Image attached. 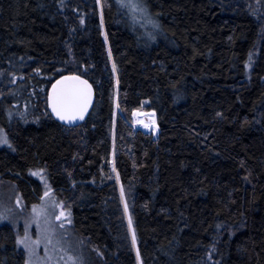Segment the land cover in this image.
<instances>
[{"label":"trees","instance_id":"trees-1","mask_svg":"<svg viewBox=\"0 0 264 264\" xmlns=\"http://www.w3.org/2000/svg\"><path fill=\"white\" fill-rule=\"evenodd\" d=\"M143 2L158 27L119 0H0V179L29 208L44 169L84 264H137L122 196L142 264H264V0ZM70 71L96 91L76 128L47 105ZM16 236L0 264H24Z\"/></svg>","mask_w":264,"mask_h":264},{"label":"snow or ice","instance_id":"snow-or-ice-1","mask_svg":"<svg viewBox=\"0 0 264 264\" xmlns=\"http://www.w3.org/2000/svg\"><path fill=\"white\" fill-rule=\"evenodd\" d=\"M122 6H126L133 9V18L136 19V12L142 13L144 17H148L150 22L158 27V22L151 21L150 14L148 12V6L143 0H119ZM151 35V34H150ZM155 38L154 36L152 37ZM111 55V53H109ZM252 59V54L249 53V60ZM246 65L248 61L245 62ZM116 69V64L113 62V71ZM37 72L40 69H36ZM93 87L88 79L84 75L78 74L75 71H70L66 75H61L52 83L51 91L47 93V105L50 106L52 113L55 114L61 121L72 124L73 122L84 119L85 113L88 111L90 104L92 103ZM154 109L152 112L154 113ZM136 110L133 109L135 114ZM11 115V113L9 114ZM23 115V114H21ZM219 115V113H218ZM143 123V121H141ZM155 124V118L151 119L145 127H149ZM11 144L7 133L0 129V144ZM44 172V169L36 170V174ZM43 179V177H41ZM123 195V188L121 189ZM47 195V192L45 193ZM20 203V198L17 197V204ZM53 207L59 203L61 205L59 212H50L48 210V204ZM63 201H43L37 206L33 205L32 215L29 219L25 220L23 226V235L17 233L16 242L17 245L23 246L24 251V264H84L82 256L75 255L71 251V241L67 239L68 232L64 230V223H71L70 220V208L65 209L63 207ZM125 210L127 205L125 204ZM62 217H65L64 221L60 224H54L53 218L56 221H60ZM12 219L11 209L7 207H0V220ZM35 222L36 234L33 236L30 233V226ZM15 224V220L13 219ZM129 228L132 229V243L136 244L137 237L135 229L132 228L131 216H129ZM40 245L44 246L43 255L39 251ZM215 245H211L214 248ZM99 252V249H97ZM102 255V253H100ZM211 251L209 252V258H211ZM53 257H57L54 261ZM66 257V259H64ZM137 259H140V252L137 248Z\"/></svg>","mask_w":264,"mask_h":264},{"label":"rangeland","instance_id":"rangeland-1","mask_svg":"<svg viewBox=\"0 0 264 264\" xmlns=\"http://www.w3.org/2000/svg\"><path fill=\"white\" fill-rule=\"evenodd\" d=\"M116 72V70H115ZM14 76L12 74H4L0 76V82H4V80L6 81V83H11V81L15 80L13 78ZM119 103V100H117ZM139 113V117H138V123L139 126H143L141 124V122L139 121L140 117H142V119H147L149 121V119L146 117V114H150L151 112H145V111H137ZM120 114V108L119 106H117V115ZM154 114V113H153ZM155 115V114H154ZM150 122V121H149ZM132 126L135 129L138 130H142L144 132H146L145 130L141 129V128H137L135 125V121H134V115L132 117ZM148 133V132H147ZM150 135L155 136V132L154 133H150ZM8 143H2L0 144V148L2 147H6L8 146ZM39 178L41 179V177H43V179H41V181L43 182V187H44V196L41 198V201L38 204H35L37 206H39L42 203V199L43 201H61L56 195L55 192H53L49 186L47 177L45 176V174L42 172L40 174H38ZM47 192V195H45V193ZM17 197L20 198V203L17 204ZM122 201H123V205H124V209H125V204L127 205V202L125 200V198L122 196ZM0 207H7L9 209H11V217L12 219H3L0 220V225L4 224V223H10L15 231L16 234L19 233L20 235H23V226L25 223L26 219H29L32 215V207L27 208L24 203L21 201V197H20V193L14 188L12 187L10 184L4 183L1 179H0ZM61 205H59V203H57V205L55 207H53L50 203L48 204V210L50 212H59ZM63 207L67 210L69 209V205L66 203H63ZM126 213V220L128 222V226H129V216H130V211H129V207L127 205V210H125ZM13 219L15 220V224L13 223ZM65 217H62L60 221H56L53 218V223L54 224H60L64 221ZM70 220H71V214H70ZM130 229V228H129ZM64 230H66L68 232V237L67 239L71 241V251H73V253L75 255L80 254L82 245L85 244L84 241L82 239H80L79 237H77L74 234V230L72 227V222L70 224L68 223H64ZM30 233L35 236L36 234V225L35 222H33L30 226ZM130 234L132 236V232L130 229ZM19 247L21 248V250L23 251V246L19 245ZM137 248L134 245V250L136 253V257H137ZM43 250H44V246L40 245L39 247V251L40 253L43 255ZM24 252V251H23ZM57 259V257H53V260L55 261ZM64 259H66V257H64ZM142 264L140 262V260L137 259V264ZM61 264H63V260H61Z\"/></svg>","mask_w":264,"mask_h":264},{"label":"water","instance_id":"water-1","mask_svg":"<svg viewBox=\"0 0 264 264\" xmlns=\"http://www.w3.org/2000/svg\"><path fill=\"white\" fill-rule=\"evenodd\" d=\"M92 87H93V85H92ZM51 88H52V85H51L49 91H51ZM95 104H96V91H95V88L93 87L92 103L90 104L88 111L85 113L84 119H82V120L78 119L77 121L73 122L72 124H69L68 122H65V121H61L58 117H56L55 114L52 113L50 106H48V109H49V112H50L51 116L53 117V119L56 120L58 123H60L62 126L67 127V128H76V127H79V126H81L87 122V120L89 119V117H90V115H91V113L95 107ZM156 121H157V118H156ZM155 136H156V138L159 136L158 125H157V130L155 132Z\"/></svg>","mask_w":264,"mask_h":264},{"label":"bare ground","instance_id":"bare-ground-1","mask_svg":"<svg viewBox=\"0 0 264 264\" xmlns=\"http://www.w3.org/2000/svg\"><path fill=\"white\" fill-rule=\"evenodd\" d=\"M139 119H140V120H139L140 122L143 121L142 117H140ZM134 121H135V125H136V127H142V126H139L140 123H138V117H136V118L134 119ZM143 122H144V121H143ZM141 124L144 126V123L141 122ZM138 263H139V262H138ZM139 264H140V263H139Z\"/></svg>","mask_w":264,"mask_h":264}]
</instances>
